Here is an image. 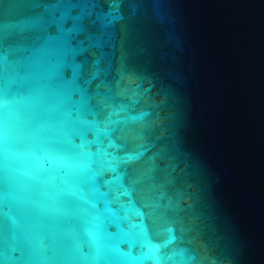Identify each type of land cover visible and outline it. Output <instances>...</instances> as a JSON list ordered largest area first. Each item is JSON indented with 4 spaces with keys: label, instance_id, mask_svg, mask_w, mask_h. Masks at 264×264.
Here are the masks:
<instances>
[{
    "label": "water",
    "instance_id": "water-1",
    "mask_svg": "<svg viewBox=\"0 0 264 264\" xmlns=\"http://www.w3.org/2000/svg\"><path fill=\"white\" fill-rule=\"evenodd\" d=\"M0 264H264V0H0Z\"/></svg>",
    "mask_w": 264,
    "mask_h": 264
}]
</instances>
